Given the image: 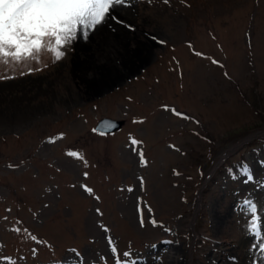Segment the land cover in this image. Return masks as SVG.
<instances>
[{
  "label": "rangeland",
  "instance_id": "rangeland-1",
  "mask_svg": "<svg viewBox=\"0 0 264 264\" xmlns=\"http://www.w3.org/2000/svg\"><path fill=\"white\" fill-rule=\"evenodd\" d=\"M126 3L130 20L104 25L129 32L128 56L102 80L76 72L79 29L61 59L42 49L2 73L0 264H79L71 249L114 264L111 247L137 264H264L247 206L264 218V0ZM105 117L127 124L95 133Z\"/></svg>",
  "mask_w": 264,
  "mask_h": 264
},
{
  "label": "snow or ice",
  "instance_id": "snow-or-ice-1",
  "mask_svg": "<svg viewBox=\"0 0 264 264\" xmlns=\"http://www.w3.org/2000/svg\"><path fill=\"white\" fill-rule=\"evenodd\" d=\"M168 2L169 0H164V3ZM125 3L126 0H0V79L12 78L2 74L9 66L26 65L28 61L38 62L42 49L54 53L55 59H61L64 55L60 50L61 46L74 39L78 29L86 38L89 30L95 29L97 25L105 21L106 15L109 19L111 18L110 9L123 6ZM45 38H49L48 43H45ZM52 38H54L55 47L52 46ZM213 63L218 62L213 61ZM169 111L178 117H184L183 113L171 109ZM184 118L188 119V117ZM101 135L104 133L101 132ZM130 143L134 146L141 144L142 141L131 139ZM138 154L141 164H145L144 153ZM66 155L87 164L82 154L78 152L69 150ZM84 175L87 177L88 174L84 173ZM81 187L92 194L93 190L87 185H81ZM128 190L131 191V189ZM247 206L254 216L250 231L254 235H260L261 242L264 243V231H262L264 218L256 215L257 206L254 203L247 202ZM138 211L141 209L138 208ZM152 223L155 225L157 222L152 221ZM144 224L145 220L141 215V227ZM15 231L22 230L17 228ZM107 231L109 230L105 228V232ZM29 235L33 241H37L36 236L30 233ZM113 244L114 241L109 238V246ZM70 251L79 264H83L78 250ZM111 251L114 264H137L130 252L117 256L116 247H111ZM260 251L264 254V248Z\"/></svg>",
  "mask_w": 264,
  "mask_h": 264
},
{
  "label": "bare ground",
  "instance_id": "bare-ground-1",
  "mask_svg": "<svg viewBox=\"0 0 264 264\" xmlns=\"http://www.w3.org/2000/svg\"><path fill=\"white\" fill-rule=\"evenodd\" d=\"M126 4H129L128 6H130L129 1H127ZM128 6L125 8H128ZM125 8L116 6L109 11H114L115 13L118 11V15L122 17L123 20H130V8L128 10ZM106 22L107 18L105 17V21L102 24L97 25L93 30H89L88 32L95 31L91 37H89V35H87L86 38L80 36L81 40L77 44L78 56L75 57L76 59H74L73 64H75L76 72H78V75H80L82 79H87L88 77L95 81H100L105 77L107 71L110 70L112 66H119V60L123 63L126 61L128 51L126 48L127 41L125 40L126 38H130L129 32L121 26L118 27L120 30L116 29L109 31L108 27L104 25ZM132 52L133 50H131V54L133 55ZM136 52L139 53V55H144L146 53L144 50L141 51L140 48H137ZM89 71L92 72L91 76L88 74ZM9 86L11 87V85ZM222 161L223 157L221 159V162ZM182 256L183 254L175 252L172 254L171 262L169 264H181Z\"/></svg>",
  "mask_w": 264,
  "mask_h": 264
},
{
  "label": "water",
  "instance_id": "water-1",
  "mask_svg": "<svg viewBox=\"0 0 264 264\" xmlns=\"http://www.w3.org/2000/svg\"><path fill=\"white\" fill-rule=\"evenodd\" d=\"M127 124L126 120H117V119H113V118H109V117H105L103 119H101L99 121V123L97 124V126L94 128L95 129V133H100L103 132L104 134H114L117 133L119 131H121ZM264 133V132H261ZM260 133V134H261ZM252 138L256 137V135L251 136ZM249 137V138H251ZM251 138V139H252ZM250 139H246V141H249ZM228 153H225L223 156V161L227 158ZM222 161V162H223ZM221 165V162L216 166L215 170L217 168H219ZM202 200V197L200 198V202Z\"/></svg>",
  "mask_w": 264,
  "mask_h": 264
}]
</instances>
